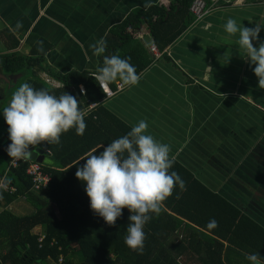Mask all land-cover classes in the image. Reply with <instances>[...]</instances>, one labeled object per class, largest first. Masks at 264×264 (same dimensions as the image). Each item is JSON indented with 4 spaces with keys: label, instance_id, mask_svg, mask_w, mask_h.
I'll return each instance as SVG.
<instances>
[{
    "label": "crops",
    "instance_id": "obj_1",
    "mask_svg": "<svg viewBox=\"0 0 264 264\" xmlns=\"http://www.w3.org/2000/svg\"><path fill=\"white\" fill-rule=\"evenodd\" d=\"M172 1L0 0V55L34 57L40 52L33 54V49L43 43L48 46L43 70L34 69L41 82L63 84L56 76L70 73L92 76L100 65L91 45L105 41L131 12L169 7ZM229 18L247 28L259 24L254 46L264 41V0H212L205 17L162 50L148 27L140 26L134 40L142 53L126 55H133L135 67L144 57L150 64L138 74L137 85L110 84L116 94L102 106L130 128L146 120L147 133L170 145L173 160L264 229V86L258 85L254 65L237 44L238 34L224 30ZM153 45L162 53L160 59L152 54ZM31 82L30 77L25 83ZM45 158L51 162L43 164ZM44 159L42 166L55 167L53 155Z\"/></svg>",
    "mask_w": 264,
    "mask_h": 264
},
{
    "label": "trees",
    "instance_id": "obj_2",
    "mask_svg": "<svg viewBox=\"0 0 264 264\" xmlns=\"http://www.w3.org/2000/svg\"><path fill=\"white\" fill-rule=\"evenodd\" d=\"M194 1L173 0L169 7L154 5L145 11L131 12L125 22L111 29L103 54L110 52L134 62L133 55L126 52L135 54V50L140 49L141 55V47L134 39L142 25L148 27L160 50L167 48L196 22L190 10ZM203 1L206 8L212 2ZM16 47L14 42L13 50ZM47 47L38 44L33 54H40L34 57L26 58L17 52L0 56L2 75L23 74L12 88L3 84L5 90L2 92L0 88V102L6 103L21 82L31 77L30 85L37 90L45 89L57 96L62 92L73 95L80 101L81 110L91 103H96L97 107L86 115L83 135H77L73 128L60 136L59 144L39 145L55 158L54 168L43 165L49 182L41 190H31V179L25 175L27 162L19 161L16 167L8 168L11 159L0 146V179L15 188L12 194L0 191V264H57L61 257L64 264H249L246 256L251 253L264 257V229L221 195L213 193L175 160L169 171L181 176L185 190L177 186L162 203L159 214H149L152 218L144 226L143 254L128 248L124 243L128 209H123L114 226L107 225L91 211L89 199L84 195L85 185L73 176V171L83 165L82 159L94 149L100 145L106 147L131 128L102 106L104 93L89 74L56 76L64 82L63 89H51L41 82L34 69L43 70ZM103 59L100 54V66ZM149 64V59L144 57L143 63L135 67L137 74ZM79 85L84 88L83 95ZM6 89L9 92L4 96ZM3 127L7 130L4 121ZM100 151L103 149L94 154ZM22 197L34 204V212L20 217L8 207ZM213 219L218 226L209 229L207 225ZM41 236L44 239L39 243Z\"/></svg>",
    "mask_w": 264,
    "mask_h": 264
},
{
    "label": "clouds",
    "instance_id": "obj_3",
    "mask_svg": "<svg viewBox=\"0 0 264 264\" xmlns=\"http://www.w3.org/2000/svg\"><path fill=\"white\" fill-rule=\"evenodd\" d=\"M224 30L230 36L238 34L237 44L245 50V58L250 65H254L253 73L258 79V85L264 86V41L254 46L261 26L256 24L253 28H247L229 18ZM91 47L97 55L106 52V42L103 39ZM207 69L211 72L210 67ZM92 78L105 94L110 93L109 85L117 79L127 86H135L140 81L130 58H121L117 54L105 55L103 65L97 68ZM42 80L51 89H63L65 86L54 79ZM81 94H84L82 87ZM87 108L88 106L81 110L80 101L66 92L57 96L48 90H37L30 84L23 83L13 92L2 112L10 141L7 149L2 148L7 151L11 160L28 163L31 161L28 158L32 155L31 151L39 147L36 145L43 142L59 144L60 136L73 128L77 135H83L87 127L84 111ZM147 129V121L139 120L127 134L114 139L106 147L100 145L90 152L82 159L85 162L75 172L76 179L85 185L84 191L91 211L107 225L114 226L122 216L123 209H128L130 215L124 243L138 254H143L146 240L144 226L152 218L149 214H159L162 203L173 194L177 186L181 190L186 188L181 176L175 171H169L174 164L170 157V145L156 140L147 133ZM33 146L36 147L29 150ZM101 148L103 151L94 154ZM23 158L28 159L20 160ZM217 226L218 222L214 219L207 225L209 229ZM246 259L249 264H264V257L259 253H251Z\"/></svg>",
    "mask_w": 264,
    "mask_h": 264
},
{
    "label": "built area",
    "instance_id": "obj_4",
    "mask_svg": "<svg viewBox=\"0 0 264 264\" xmlns=\"http://www.w3.org/2000/svg\"><path fill=\"white\" fill-rule=\"evenodd\" d=\"M190 10L194 14V17L196 18V21L201 20L208 13V8H206L205 3H204L203 0H195L194 3L192 4ZM151 52H152V54L154 55V57L156 59H160L162 57V53L154 45L151 46ZM92 77H93V75H92ZM118 90L121 91L122 90V86L119 85L118 86ZM80 91H81V87H80ZM115 94H116V92L111 90L110 93H106L105 94L104 100L112 98ZM96 106H97L96 103L90 104L88 106V108L86 110H84L86 112V115L89 113V110L94 109ZM43 143H45V142H43ZM36 146H39V145H36ZM36 146L30 147L29 150H31L32 148H34ZM44 151H47V150H44ZM27 159L28 158H23V159H20V160L26 161ZM17 164H18V161L11 160V162L9 163L8 168L9 167H15V166H17ZM25 174L28 177H30L31 183H32V190H34V191H38V190H41V189L45 188L47 183H48V180H49L48 174L44 173L43 170H42V165L40 163H37V162H34V161H29L27 163V166H26V169H25ZM0 191H5V192H8V193L11 194V193L15 192V188L12 187V186H9L3 180L0 179ZM43 239H44V237L41 236L39 238V243H41L43 241ZM58 264H64L62 257L58 261Z\"/></svg>",
    "mask_w": 264,
    "mask_h": 264
},
{
    "label": "rangeland",
    "instance_id": "obj_5",
    "mask_svg": "<svg viewBox=\"0 0 264 264\" xmlns=\"http://www.w3.org/2000/svg\"><path fill=\"white\" fill-rule=\"evenodd\" d=\"M5 55V54H4ZM103 57L105 56L104 54H101ZM106 55H111L110 54V52H108ZM1 56V55H0ZM3 80H1L0 79V83H3L2 82ZM26 82V80H23V82H21L22 84L23 83H25ZM5 90V88L4 89H2V92ZM9 92V90L8 89H6V92H5V94H4V96H6L7 95V93ZM2 100V99H1ZM3 101V100H2ZM1 101V102H2ZM0 102V146L3 144V142H4V138H5V136H7L8 135V130H6L4 127H3V121H4V118H3V114H2V112H3V109H4V107H6L7 106V101H6V103H4V104H2ZM49 162H51V159H49V158H45L44 159V162H43V164H48ZM0 163H1V161H0ZM33 203H30V202H27V201H25V200H23V199H17L14 203H13V205H11V207H10V211L14 214V215H16V216H20V217H22V216H27V215H30V214H32L33 212H34V204L32 205Z\"/></svg>",
    "mask_w": 264,
    "mask_h": 264
},
{
    "label": "water",
    "instance_id": "obj_6",
    "mask_svg": "<svg viewBox=\"0 0 264 264\" xmlns=\"http://www.w3.org/2000/svg\"><path fill=\"white\" fill-rule=\"evenodd\" d=\"M22 77V74H17L14 75L12 77H5L4 75H2L0 73V79L3 80L6 84L9 85L10 88H12L18 81V79ZM10 144V141L8 139V135L5 136L4 138V142L1 145V147H3L4 149H7L8 145ZM32 155L29 158V160L31 161H36L38 163H42L44 157L46 156H52L51 153L43 151L41 148L36 147L35 149H33L32 151Z\"/></svg>",
    "mask_w": 264,
    "mask_h": 264
}]
</instances>
